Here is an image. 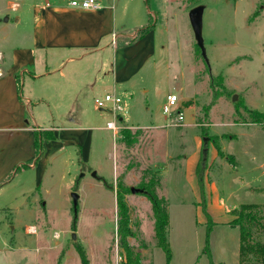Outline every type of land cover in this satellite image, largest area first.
I'll return each instance as SVG.
<instances>
[{
  "label": "rangeland",
  "instance_id": "obj_1",
  "mask_svg": "<svg viewBox=\"0 0 264 264\" xmlns=\"http://www.w3.org/2000/svg\"><path fill=\"white\" fill-rule=\"evenodd\" d=\"M39 1L0 0V20L5 17L1 10L9 13V23L15 19L14 10L24 9L28 16L29 5ZM116 4L118 13L122 15L119 23L128 26L122 1ZM127 4L132 6V0ZM164 4L163 0H148L144 8L150 10V17L154 20L158 16L156 10H163ZM168 4L170 10L161 14L158 22L164 33H158V38L164 47L161 49L159 46L157 73L153 74L151 65L142 72L148 91L133 100L123 97L121 105L125 109L120 116L125 123L131 117L134 124L139 125L149 124L153 118L163 121L162 104L165 96L173 92L184 110V118L194 111L195 119L206 123V127L200 128L203 138L213 136L214 130L223 129L217 125L219 122L247 123L229 128L231 133L241 127L250 134L248 143L255 157L251 167L252 181L247 182L251 195L246 198L248 203L243 204H264V118L260 117V122L256 123L251 120V113L264 115V0H168ZM196 5L205 7L202 37L208 64L196 47L188 19V11ZM131 30L134 33L138 31ZM117 31L121 33L117 42L129 40L128 33L120 27ZM3 35L0 30V38ZM36 90L31 82L20 81L21 94L27 100L34 98ZM234 95L236 98L232 100ZM78 108L71 105L67 111L74 113ZM34 109V106H29L30 118ZM41 110H44L45 126L68 123V114L52 122L48 108L41 105ZM85 110L113 120L108 108L100 110L94 99ZM102 117L98 116L95 125L105 124ZM115 121L119 125L118 119ZM84 122L80 118V123ZM138 129H128L133 139L131 145L127 138L119 134L113 137L110 130L96 129L87 162L81 160L78 148L68 147L59 158L51 160L37 188L31 181L17 180L12 186L0 190V204L8 206L16 203L14 198L19 190L29 192L28 201L18 215L10 211L0 212V264H81L77 248L82 249L87 264H125V256L117 243L115 195L119 186L120 191L125 193L123 200L128 208L131 236L127 238V243L140 253L139 264H210V261L214 264H238L237 230L210 227V257L203 252L207 225L197 222L194 198L187 183L181 181V177L178 181H159V169L146 156L151 134L147 129ZM194 132L185 135L188 146ZM178 135L174 138L175 143L181 140L184 145V137ZM217 146L221 147L219 143ZM178 152H186L185 147L178 148ZM219 166L218 163L213 164V171ZM92 171L102 181L91 177ZM216 180L221 197L226 199L228 188L236 187L234 181ZM151 181H158L157 195L167 201L168 261L154 240L151 207L143 195L144 185ZM72 192L78 194L76 215L72 207ZM28 226L36 227L35 235L25 232Z\"/></svg>",
  "mask_w": 264,
  "mask_h": 264
},
{
  "label": "crops",
  "instance_id": "obj_2",
  "mask_svg": "<svg viewBox=\"0 0 264 264\" xmlns=\"http://www.w3.org/2000/svg\"><path fill=\"white\" fill-rule=\"evenodd\" d=\"M70 1L40 0L29 5L28 16L26 10L17 9L12 22L9 23V18L7 22L0 20V30L4 32L0 38V190L17 180L31 181L37 188L51 160L59 158L68 147L78 148L81 160L87 162L94 130H108L106 124L111 120L99 114L105 119V124L95 125L98 116L85 110L86 106L92 99L106 93L121 99H136L148 91L142 72L151 65L153 74L157 73L159 46L161 49L164 47L158 38V33L164 34L158 22L161 14L170 10L168 0H163L164 11L157 9L158 16L154 20L149 18L150 10L144 8L145 0H132V6L127 4L130 0H121L122 10L129 20L128 26L119 23L122 15L117 11L116 2L120 0H98V9L71 7ZM1 13L9 17L7 11L1 10ZM147 26V32L134 38L136 33L131 29L137 31ZM118 27L128 33L129 40L117 42L121 34ZM20 81L35 85V102L21 94ZM30 105L35 107L31 118ZM41 105L48 108L52 122L68 114V123L45 126L44 110L39 111ZM71 105L79 108L74 113L67 111ZM122 111L117 117L120 129L149 130L152 139L146 156L159 169V181H175L181 177V181L187 183L194 198V206L190 207H194L197 222L206 225L208 216L213 228L222 226L224 231L226 228L238 231L229 225L234 219L230 210L246 203L247 196L251 195L247 182L252 181L251 167L255 157L248 143L250 134L241 127L233 133L229 128L247 123H216L223 129L212 131L213 136L207 137L205 143L200 128L206 127V123L195 119L194 111L179 127L169 126L170 118L165 115L163 121L153 118L149 124H134L131 117L125 123L120 116ZM80 118L85 122L80 123ZM40 131H50L55 138L43 141L36 157L35 133ZM191 131L195 132L188 146L185 135ZM176 135L184 137V145L181 140L175 143ZM218 143L221 147L217 146ZM184 147L186 152L180 154L178 148ZM215 163L221 166L214 172L212 166ZM198 169L203 181L202 191ZM216 175H220L218 181H234L236 187L228 188L226 199L221 197L215 182L218 179ZM32 192L31 195L34 194ZM28 197V191L19 190L14 198L16 203L13 206L0 204V212L10 211L18 215ZM234 255L236 257L237 253Z\"/></svg>",
  "mask_w": 264,
  "mask_h": 264
},
{
  "label": "trees",
  "instance_id": "obj_3",
  "mask_svg": "<svg viewBox=\"0 0 264 264\" xmlns=\"http://www.w3.org/2000/svg\"><path fill=\"white\" fill-rule=\"evenodd\" d=\"M148 0H145L147 5ZM150 17V16H149ZM149 26L141 28L137 31L134 38L142 36ZM132 42V40L130 41ZM197 47V46H196ZM198 48V47H197ZM252 122H260L259 118L263 117L257 112L251 113ZM139 132V131H136ZM120 136L127 138L129 145L132 144V138L128 129H120ZM55 137L50 131H40L35 133V148L36 157L41 150V144L43 141L53 140ZM128 145V146H129ZM202 162V157H201ZM200 166V163H199ZM197 177L199 179V187L202 191L203 186L201 181L200 169L197 171ZM102 181L101 178H98ZM157 183L152 181L144 185L143 195L149 202L151 207V213L153 218V236L156 245L162 249L165 254L166 260L170 259V248L167 241V226H168V212L167 203L163 197H159L156 192ZM125 193L119 189L116 191V207H117V236L118 247L122 250L125 256V264H139L140 253L133 250L127 243V238L131 236V232L128 228V208L123 200ZM203 211L205 209L203 208ZM230 214L234 216V219L229 223L231 227H236L239 232V250H238V264H264V204H240L235 209L230 210ZM207 235L205 238V246L203 252L210 257V250L208 248V231L212 227V222L207 216ZM81 264H87L86 258L82 249H76ZM210 264H214L210 261Z\"/></svg>",
  "mask_w": 264,
  "mask_h": 264
},
{
  "label": "built area",
  "instance_id": "obj_4",
  "mask_svg": "<svg viewBox=\"0 0 264 264\" xmlns=\"http://www.w3.org/2000/svg\"><path fill=\"white\" fill-rule=\"evenodd\" d=\"M69 5L71 7H79L82 9H98V0H72ZM122 100L119 96L106 93L100 97L94 98V104L101 110L103 108H108V110L113 114V120L106 124V128L110 130L113 137H117L120 127L116 124V119L118 112L122 111L123 107L121 105ZM162 113L170 118L169 126L179 127L184 123V113L181 109V104L178 96L174 93H168L165 96L164 103L162 104ZM25 232L29 235H35L37 230L35 226H28L25 228Z\"/></svg>",
  "mask_w": 264,
  "mask_h": 264
},
{
  "label": "water",
  "instance_id": "obj_5",
  "mask_svg": "<svg viewBox=\"0 0 264 264\" xmlns=\"http://www.w3.org/2000/svg\"><path fill=\"white\" fill-rule=\"evenodd\" d=\"M205 7L203 5H196L192 7L188 11V19L189 23L192 29L193 37L195 40V44L200 50L201 57L204 59L205 63L208 64L207 56H206V50L204 47V41L202 37V16H203V11ZM8 16H5L4 18L1 19L2 22H7ZM236 97L235 95L232 97V100H234ZM203 141L206 143L207 138H203ZM83 176V174H81ZM91 177L98 179V176L95 171L91 172ZM71 199H72V207H73V212L76 215L77 212V203H78V194L76 192L71 193ZM74 234H72V238H74Z\"/></svg>",
  "mask_w": 264,
  "mask_h": 264
}]
</instances>
